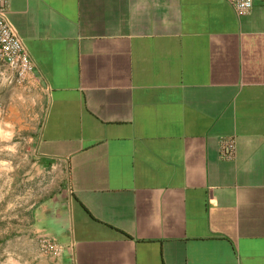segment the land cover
Returning <instances> with one entry per match:
<instances>
[{"label":"crops","instance_id":"crops-1","mask_svg":"<svg viewBox=\"0 0 264 264\" xmlns=\"http://www.w3.org/2000/svg\"><path fill=\"white\" fill-rule=\"evenodd\" d=\"M8 19L35 69L4 122L51 179L17 239L63 246L40 264H264V0H11Z\"/></svg>","mask_w":264,"mask_h":264},{"label":"rangeland","instance_id":"rangeland-1","mask_svg":"<svg viewBox=\"0 0 264 264\" xmlns=\"http://www.w3.org/2000/svg\"><path fill=\"white\" fill-rule=\"evenodd\" d=\"M23 86L0 80V264H40L50 257L41 248L36 254L35 247L17 239L28 234L30 206L51 191V179L36 160L28 132L4 122L15 104L12 94ZM34 96H24L23 112H34Z\"/></svg>","mask_w":264,"mask_h":264},{"label":"built area","instance_id":"built-area-1","mask_svg":"<svg viewBox=\"0 0 264 264\" xmlns=\"http://www.w3.org/2000/svg\"><path fill=\"white\" fill-rule=\"evenodd\" d=\"M11 0H0V72L4 79L18 86L25 85L28 77L34 72L32 61L22 39L8 19ZM238 16L248 15L253 7V0H231ZM237 141L235 136H228L221 142L220 153L224 159H233L236 155ZM41 251L51 258H60L63 246L54 238H40Z\"/></svg>","mask_w":264,"mask_h":264}]
</instances>
